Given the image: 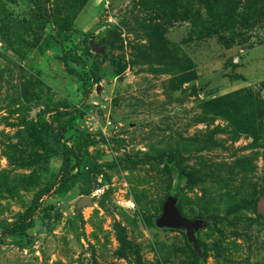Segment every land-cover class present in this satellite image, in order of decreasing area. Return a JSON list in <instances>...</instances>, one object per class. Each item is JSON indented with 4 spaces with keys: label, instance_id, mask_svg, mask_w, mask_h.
<instances>
[{
    "label": "rangeland",
    "instance_id": "obj_1",
    "mask_svg": "<svg viewBox=\"0 0 264 264\" xmlns=\"http://www.w3.org/2000/svg\"><path fill=\"white\" fill-rule=\"evenodd\" d=\"M37 1L0 0V264H264V20L227 47L186 0ZM245 87L234 122L206 104ZM163 152L190 182L145 160Z\"/></svg>",
    "mask_w": 264,
    "mask_h": 264
},
{
    "label": "trees",
    "instance_id": "obj_2",
    "mask_svg": "<svg viewBox=\"0 0 264 264\" xmlns=\"http://www.w3.org/2000/svg\"><path fill=\"white\" fill-rule=\"evenodd\" d=\"M36 2L40 5L37 0H28ZM183 8L187 14L188 20L191 22V29L197 35L201 36H211L219 35L221 40L226 44L227 47H231L236 42V37L242 33L239 28H251L258 22L264 20V0H186L183 4ZM43 26V25H42ZM259 41H264V37L259 39ZM247 88H242L225 95H221L208 101L206 104H212L217 107L219 114L223 115L230 122L235 121V116L237 115V110L230 104L238 96L249 95ZM252 95V94H251ZM264 103L263 101H261ZM239 107V102L237 103ZM262 110V115L264 114V104H261L259 109ZM244 109V108H243ZM242 113V109L240 111ZM248 117L245 115L244 118ZM245 119H243L244 121ZM255 129V127H253ZM249 133H255L254 131H248ZM48 137L56 138L58 143L61 140V133L50 130L47 133ZM59 148V147H58ZM60 150V149H59ZM62 165L60 167V173L62 177L61 185H66L69 180L74 177L72 171L75 165L72 163L73 151L72 148H62ZM156 160L164 165L165 170L169 174H176L178 180V187L182 181H191L193 173L187 172L184 168L178 165V157L172 156L163 152L154 157L147 156L145 160ZM45 190L40 191L34 203L20 215L18 221L7 229V233L10 235H21L25 234L26 231L34 225V219L32 217L33 211L38 206V200L40 196L46 194ZM248 206L252 205L253 208L257 210L256 201L249 200L246 202ZM118 239L120 241L119 254L120 256H126V250L129 246V241L127 237L119 230ZM204 264H208L204 261Z\"/></svg>",
    "mask_w": 264,
    "mask_h": 264
},
{
    "label": "water",
    "instance_id": "obj_3",
    "mask_svg": "<svg viewBox=\"0 0 264 264\" xmlns=\"http://www.w3.org/2000/svg\"><path fill=\"white\" fill-rule=\"evenodd\" d=\"M175 202L176 196L171 195L164 204V222L170 225L182 226L192 231L193 226L191 225V222L181 215V212L177 208ZM257 211L261 214H264V200L257 202Z\"/></svg>",
    "mask_w": 264,
    "mask_h": 264
}]
</instances>
